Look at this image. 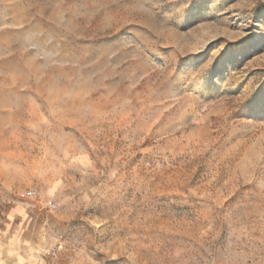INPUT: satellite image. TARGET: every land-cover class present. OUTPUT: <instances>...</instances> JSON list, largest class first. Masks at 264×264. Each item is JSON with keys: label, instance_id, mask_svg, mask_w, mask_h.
Listing matches in <instances>:
<instances>
[{"label": "rangeland", "instance_id": "rangeland-1", "mask_svg": "<svg viewBox=\"0 0 264 264\" xmlns=\"http://www.w3.org/2000/svg\"><path fill=\"white\" fill-rule=\"evenodd\" d=\"M16 206L38 264H264V0H0Z\"/></svg>", "mask_w": 264, "mask_h": 264}, {"label": "crops", "instance_id": "crops-1", "mask_svg": "<svg viewBox=\"0 0 264 264\" xmlns=\"http://www.w3.org/2000/svg\"><path fill=\"white\" fill-rule=\"evenodd\" d=\"M35 212V209L27 212L21 206L13 207L7 211L6 217L9 214L14 218L20 215L22 219L16 226L12 223L14 228H9L8 225L4 226V222L1 225V227H4L0 232V264H38L31 253L23 252L24 246L19 241L22 235L26 234L28 236V231L34 226L32 216Z\"/></svg>", "mask_w": 264, "mask_h": 264}, {"label": "built area", "instance_id": "built-area-1", "mask_svg": "<svg viewBox=\"0 0 264 264\" xmlns=\"http://www.w3.org/2000/svg\"><path fill=\"white\" fill-rule=\"evenodd\" d=\"M27 198H34L36 196V192L35 191H29L27 194H26ZM47 208L48 209H52L54 210L55 209V205L52 204V203H49L47 205Z\"/></svg>", "mask_w": 264, "mask_h": 264}]
</instances>
